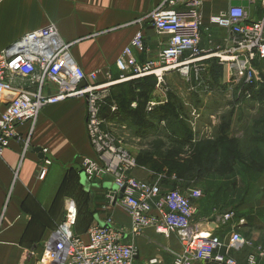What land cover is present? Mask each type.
<instances>
[{"label":"crops","instance_id":"obj_1","mask_svg":"<svg viewBox=\"0 0 264 264\" xmlns=\"http://www.w3.org/2000/svg\"><path fill=\"white\" fill-rule=\"evenodd\" d=\"M162 1L0 0V51L25 33L53 24L65 42L73 43L71 56L83 70L97 71L99 83L107 82L108 76L111 81H117L121 73L116 67V59L138 30H142L145 47L142 53L133 50V55L140 63L154 59L166 44L167 36L159 34L144 18ZM229 5L243 7L253 21L259 20L264 13L261 0H201L199 10L207 21L209 16L227 9ZM206 25L207 28H201L200 32V47L204 52L230 40L231 35L225 29ZM201 63L208 74L207 82L205 86L196 87L202 94H198L200 91L190 93L195 101L188 103L189 108L184 109L192 141L198 134L206 132L196 128L192 113L195 111L199 117L205 106L202 96L215 90V85L225 88L230 75L229 67L215 58L210 57ZM14 81L21 87L28 84L22 77H15ZM127 82L130 81H117L110 91L119 90ZM192 85L196 86L195 81ZM54 91L52 87L46 93ZM176 97L180 99L178 95ZM167 100L168 92L160 95L153 93L149 101H157L161 105ZM4 102H0V111ZM85 121L86 103L82 98L47 105L39 113L26 150L22 141L13 139L0 155V264H38L42 244L61 220L66 205L73 208L75 233L85 237L84 233L90 225H101L111 218L114 225L125 230L123 241L136 247L132 264H171L173 255L182 250L176 233L165 237L153 227H147L139 234H132L129 213L119 206L106 205L105 196L110 183L87 179V185L81 182L80 160L83 157L96 158L86 136ZM18 130L24 137L29 125L21 124ZM35 148H40L41 152L35 151ZM43 149L47 152L44 153ZM43 157H48L51 164L46 175L39 179L37 173ZM173 178L175 182L181 181L175 175ZM262 178L255 185L256 192H250L240 202L224 200L217 208L218 202L214 200L217 203L211 202L210 208H207L203 202L204 194L193 199L195 213L192 223L200 231L218 237L226 245L233 232H238L247 240V244L239 249H222L239 262H243L248 253L257 254L264 249ZM158 185L162 193L171 190ZM185 189L180 190L189 196L190 189ZM226 212H233V216L223 221L222 215ZM258 261L264 264V256ZM192 264L216 263L194 261Z\"/></svg>","mask_w":264,"mask_h":264},{"label":"built area","instance_id":"obj_2","mask_svg":"<svg viewBox=\"0 0 264 264\" xmlns=\"http://www.w3.org/2000/svg\"><path fill=\"white\" fill-rule=\"evenodd\" d=\"M261 2L264 5V0ZM200 6L201 0H163L145 15L159 34L167 36L166 44L154 59L140 63L133 55V50L142 53L145 47L142 30H138L116 59L121 73L117 81L153 75L156 86L164 90L165 75L186 74L189 69L197 75L204 70L201 62L211 57L231 70L226 87H236L238 98L252 99L248 89L257 88L256 64L264 60V13L253 21L243 7L229 5L204 21ZM206 24L225 29L231 35L230 40L204 52L200 47V32L201 28H207ZM72 44L65 42L50 24L25 33L0 51V102L5 100L0 111V155L13 139L22 141L26 150L42 108L66 99L82 98L86 103V136L96 158L83 157L79 170L88 181L110 183L106 205L119 206L129 213L132 234H139L147 227H153L165 237L176 233L182 250L173 255L171 264L194 261L259 264L258 258L264 256V249L257 254L248 253L243 262L222 251L223 247L239 249L247 244L238 232L232 233L226 245L192 223L193 199L201 197L200 190L190 189L189 196L179 189L162 193L158 184L131 175L136 167L135 158L123 149L119 138L108 127L121 123L107 118L103 111L108 106V114L117 116L118 106L110 100V87L117 81H111L108 76L107 82L99 83L97 71L83 70L71 56ZM15 77L25 78L27 86L14 84ZM81 82L84 86L79 85ZM206 82V79L198 80L194 87L205 86ZM52 87L55 91L46 93ZM158 104L148 101L146 109L150 111ZM131 107H136V103L132 102ZM192 114L198 117L195 111ZM25 123L29 131L23 137L18 126ZM43 152L47 151L43 149ZM50 164L51 160L43 157L37 173L39 179L46 175ZM232 216L233 212H226L222 220L228 221ZM84 235L74 232L73 208L66 205L61 220L42 244L38 263L132 264L136 247L123 241L125 230L114 225L111 218L101 225H90Z\"/></svg>","mask_w":264,"mask_h":264},{"label":"rangeland","instance_id":"obj_3","mask_svg":"<svg viewBox=\"0 0 264 264\" xmlns=\"http://www.w3.org/2000/svg\"><path fill=\"white\" fill-rule=\"evenodd\" d=\"M256 67L258 77L256 89H263L264 95V60L258 62ZM207 78L208 74L205 70L199 72L197 75L192 69H189L186 74L172 72L164 77L165 89L160 88L161 90L159 91L155 83L152 94L156 93L160 95L162 93L173 92L180 97L184 109H188V103L195 101L190 93H198L200 91V88L193 87L192 82L195 81L196 83L198 80H205ZM236 90V87L223 88L215 85V90L212 89L211 92L209 91L206 94L207 96H202L205 106L203 107V112H201L202 114L200 113L198 118L195 117L196 120L194 119V121L197 129L201 131L206 130V132L198 134L195 141L191 142L192 146H183V152L179 155L170 154L179 149L174 148L170 143L172 138H164L163 136H161L162 138L160 136L157 138H137L135 135H132L133 133L130 131L131 129L128 125L126 128V123L109 125V129L119 138L118 140H120L123 149L127 150L135 160L138 159L140 152L149 149L160 141L164 143L167 150L165 154H169L173 157L172 159L175 156L176 161H182V159L192 156V149L196 148L195 145L199 143L201 145V141L207 147V152L202 159V164L206 165L204 169L207 171L199 172L198 179L196 177L190 179L189 182L186 180L175 182L173 175L169 174L170 169L167 164L164 166L165 176L164 172L157 173L149 165H140L137 160L133 172L134 177L140 180L144 179L149 183L160 184L161 188L165 189H198L201 195L204 194L203 202H205L207 208H210L211 202L215 204L217 200V208H219L223 200L227 199L228 202H233L236 199H244L250 192H256L255 185L264 175V97L260 101L241 99L237 97ZM198 94H202L201 91ZM226 120H229L230 127L228 134L224 136V142H222L224 143L223 146H230L232 144L230 147H232L233 152L228 153L225 151L217 153L215 156V153L210 149V145L215 141L217 136H221L218 131L219 126L223 125ZM229 138H231L230 141ZM172 159L169 161L172 162ZM192 164L198 163L194 162ZM176 166H178L179 172H182L179 167L181 165ZM185 175H182L184 176L182 178L189 177L187 173ZM194 175H197V172Z\"/></svg>","mask_w":264,"mask_h":264},{"label":"trees","instance_id":"obj_4","mask_svg":"<svg viewBox=\"0 0 264 264\" xmlns=\"http://www.w3.org/2000/svg\"><path fill=\"white\" fill-rule=\"evenodd\" d=\"M155 80V77L150 75L130 80V82L121 85L120 89L116 92L111 90L110 100L115 101L118 106L117 116L108 114V106H105L103 111L107 118L115 120L119 123H126V125H128V127L132 130L133 134L142 137L143 139L147 138L150 134H152V136H149L150 138H157L159 136H163L164 138L168 137L170 139L172 138L170 143L174 148L179 149L170 154L179 155L183 152V146H192V133L184 118V107L182 101L177 98L173 92H168V100L166 103L156 105L152 110L148 111L146 109V105L152 98V91L156 83ZM248 90L252 94V99L259 101L263 99V89L250 88ZM132 101L136 102V107L134 108L130 105ZM180 116L182 117L180 118ZM229 127V120H226L223 125L219 126L218 131L221 136H217L215 141L210 145V149L213 153H215V156L217 153L225 151L228 153L233 152L232 147H230L232 144L230 146H223V140L225 139L224 136L228 134ZM230 139L231 138H229V141ZM199 144L195 145L196 148L192 149V156H188L187 158L182 159V161H176L177 159H175L176 157L174 155V159H172L173 157L169 154H165V151L167 150L165 149L164 143L160 141L159 143H155L154 146L149 149L140 152L138 159L136 160L142 166L149 165V167L153 168V170L157 173H165L164 166L167 164L170 169L169 174L175 175L176 179H180L181 181L186 180L189 182L190 179H194L196 177V179H198L199 172L207 171L204 169L206 165L202 164V159L204 154L207 152V147L204 146V142L202 143V141L201 145ZM170 159H172V162L169 161ZM194 162L198 164H192ZM176 165H181L179 167L182 172H179L178 166ZM183 171L188 174V178H182L186 176V173L184 174ZM195 172H197V175H194ZM236 201L240 202L241 199H236L235 202Z\"/></svg>","mask_w":264,"mask_h":264},{"label":"water","instance_id":"obj_5","mask_svg":"<svg viewBox=\"0 0 264 264\" xmlns=\"http://www.w3.org/2000/svg\"><path fill=\"white\" fill-rule=\"evenodd\" d=\"M80 86H84V82H81L80 84H79ZM35 151H37V152H41V149L40 148H35L34 149ZM81 182L83 183V184H85V185H87V183L85 182V175L83 174V173H81ZM122 191L123 190H121V193H120V196H121V194H122ZM38 264H40V263H38Z\"/></svg>","mask_w":264,"mask_h":264}]
</instances>
